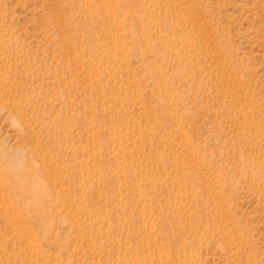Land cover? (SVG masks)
<instances>
[{"label":"rangeland","instance_id":"1","mask_svg":"<svg viewBox=\"0 0 264 264\" xmlns=\"http://www.w3.org/2000/svg\"><path fill=\"white\" fill-rule=\"evenodd\" d=\"M0 264H264V0H0Z\"/></svg>","mask_w":264,"mask_h":264}]
</instances>
